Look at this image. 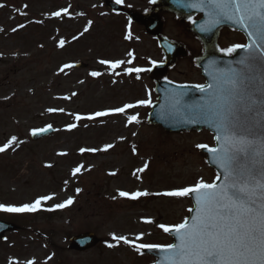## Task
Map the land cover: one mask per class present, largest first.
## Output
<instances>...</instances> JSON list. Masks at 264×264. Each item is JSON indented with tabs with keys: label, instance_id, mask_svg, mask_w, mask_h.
I'll use <instances>...</instances> for the list:
<instances>
[{
	"label": "rangeland",
	"instance_id": "obj_1",
	"mask_svg": "<svg viewBox=\"0 0 264 264\" xmlns=\"http://www.w3.org/2000/svg\"><path fill=\"white\" fill-rule=\"evenodd\" d=\"M0 4L4 5L0 7V147L17 138L0 153V205L20 207L52 197L42 200L33 213L0 212V219L21 227L0 241V264H153L155 259L136 246L171 244L172 238L159 225L183 223L193 203L188 196L163 193L200 181L212 184L216 173L197 146H214V137L205 130L168 134L147 125L157 98L154 84L148 71L137 79L136 73L129 75L125 69H150L163 55L141 28L106 14L100 2L0 0ZM164 18L166 35L184 39L182 24L173 15ZM225 40V46L241 41L234 36ZM100 60L125 63L113 71ZM77 63L87 69L73 68ZM64 65L72 67L61 72ZM179 70L188 74L177 72L169 79L200 82L186 67ZM93 71L102 75L93 77ZM128 104L135 107L91 120L76 119ZM129 116L137 120L129 122ZM49 125L57 135L31 141L33 130ZM70 125L75 127L69 130ZM108 145L112 147L105 150ZM77 167L80 172L73 175ZM121 191L149 195L133 200L121 197ZM69 198L71 205L55 208ZM85 232L96 233L101 244L85 253L68 251L69 239ZM113 235L126 237L129 243L114 240Z\"/></svg>",
	"mask_w": 264,
	"mask_h": 264
},
{
	"label": "snow or ice",
	"instance_id": "obj_2",
	"mask_svg": "<svg viewBox=\"0 0 264 264\" xmlns=\"http://www.w3.org/2000/svg\"><path fill=\"white\" fill-rule=\"evenodd\" d=\"M123 0H116L117 4ZM154 2V0H153ZM4 5L0 4V7ZM189 8H196L205 11L209 17L208 25H201L202 31H208L215 27L222 20H231L239 24L249 37H257L249 45H233L222 50L225 55L231 56L238 49H245L248 55L239 60L238 63L244 65L247 70L253 69L257 64L264 66V0H196L195 3L187 5ZM56 17L61 16L60 12L54 13ZM20 27H24L21 25ZM88 29L85 28V31ZM2 31V29H0ZM16 31V29H13ZM64 41H60V46ZM261 49L259 53L255 49ZM131 55V53L129 54ZM100 64H107L108 68L115 71L120 68L125 61L109 62L100 60ZM131 63V61H127ZM72 65H64V68ZM126 73L131 75L151 69L127 68ZM119 75V72H116ZM93 77H98L102 73L93 71L90 73ZM243 77L232 78L230 83L232 87L224 91V102L217 108L219 118V128L222 135L216 137L219 148H207L218 161V166L223 170L224 183L208 184L200 181L193 187H187L178 191L163 193L169 197L188 196L190 193L196 194V213L192 224L181 223L174 228L159 225L165 232H175L180 240L179 245H170L163 251H173L178 258L179 264H264V141L260 145L256 143V130L254 121L251 119L255 103L264 105V98L249 97L245 102L244 96L247 91H241L239 84L243 83ZM200 87L203 92L205 88ZM212 88L213 85H209ZM75 95V93H73ZM67 98V97H65ZM140 105H148L150 101H139ZM135 107L128 104L124 107L96 112L94 116L81 117L80 119H94L95 117L108 116L111 113H124L126 109ZM49 111H56L50 109ZM59 111H63L60 109ZM129 122L137 120L136 116H129ZM69 130L75 125L68 126ZM51 125L33 130L31 135L47 132ZM264 137V131L259 133ZM17 140L12 137L11 140L0 147V153ZM22 143V141H21ZM111 145L106 146L105 150ZM197 147L205 148V145ZM84 151H96L95 149H81ZM257 158L259 166H257ZM82 167V166H81ZM147 167V165H145ZM143 171V169H140ZM80 172V167L73 170V175ZM220 177H217L219 179ZM79 191V190H77ZM121 197L137 199L142 196H148V192H136L129 195L127 192H119ZM52 199L51 196L37 199L32 204H25L20 207H6L0 205V212L8 213H33L39 210L42 200ZM73 200L69 198L66 202L55 205L57 209H63L71 205ZM49 211L53 209H47ZM189 211H192L191 209ZM151 222V221H145ZM113 239L123 240L125 244L129 243L126 237H116ZM141 239V237H137ZM112 247L113 245H108ZM158 246L139 244V249H152ZM176 264V261L173 262Z\"/></svg>",
	"mask_w": 264,
	"mask_h": 264
},
{
	"label": "water",
	"instance_id": "obj_3",
	"mask_svg": "<svg viewBox=\"0 0 264 264\" xmlns=\"http://www.w3.org/2000/svg\"><path fill=\"white\" fill-rule=\"evenodd\" d=\"M179 1L168 2V7L170 10H174L175 13L180 17L181 22H186L184 14H201L203 20L196 24L197 27L201 28V25H208L209 17L206 15L205 11H200L196 8H181L178 6ZM114 11L118 12L116 9ZM134 22L141 23L145 26V31L152 35L158 40L160 48L166 55V60L163 65H154L153 69L150 71V78L155 81V93L159 96L157 102L152 106V111L148 116L147 124L149 126H159L163 128L166 132L170 134H184L188 132H201L202 130H207L215 137V147L219 148L220 143H218L216 137L222 135L219 128V118L217 116V108L219 105L223 104L225 96L224 91L232 87L230 80L232 78L243 77L244 82L239 84V89L247 91V96L243 97L246 102L249 97L252 99L264 98V66L257 64L250 71L244 68V65L238 63L239 60L246 57L249 53L245 49H238V53L233 57L223 58L214 57L209 58V64H207L203 73L206 77L207 85L204 86L205 91H201L200 87H195L191 85H177L172 84L166 80H160L161 77H166L169 69L173 67L180 56H184L183 48L175 42H170L163 35L164 21H160L159 17L154 20L146 21L139 19L138 16L133 14L131 17ZM230 27L235 30H239L245 34L248 39V45L252 41L256 40L257 37H249L244 29L237 23L231 20H222L214 28ZM257 53L262 51L261 49H255ZM86 68L83 64H77L76 68ZM209 85H213L209 88ZM254 111L252 113L251 119L254 121L256 130V143L260 145L264 141V137H261L259 133L264 131V105L260 103H255L252 105ZM54 134V130L49 128L47 132L39 133L33 136L32 140L34 142L40 141L42 139L48 138ZM208 147L200 148V152L204 154L206 163L217 173L216 178L217 185L223 184L225 181L223 179V170L218 166V161L215 156L208 152ZM257 166H259V159L257 158ZM194 203V208L190 211L189 218L185 221L190 226L192 224L193 218L197 215L196 213V194L190 193L188 195ZM184 222V223H185ZM174 228V227H171ZM18 227L11 223H5L0 221V239L4 240L5 235L9 232L17 231ZM169 236L173 237L172 245H179L180 240L177 234L173 232H167ZM100 240L96 235L92 233H84V235L75 236L70 241L69 251H78L84 253L85 251L94 249ZM167 247L160 246L152 248L142 249V254L153 256L156 258L155 264H179L178 258L175 256L173 251H163L161 249H167Z\"/></svg>",
	"mask_w": 264,
	"mask_h": 264
},
{
	"label": "flooded vegetation",
	"instance_id": "obj_4",
	"mask_svg": "<svg viewBox=\"0 0 264 264\" xmlns=\"http://www.w3.org/2000/svg\"><path fill=\"white\" fill-rule=\"evenodd\" d=\"M97 2H100L102 9L106 14L108 15H115L111 10L107 7V0H94ZM113 2H116V0H110ZM160 0H123L122 3H120L125 10H132L136 12H140L143 14H147L150 11L153 14L156 13H163L165 16H172L169 12L170 8L164 6L161 1L160 3H157ZM181 8H188L187 5L195 3L196 0H178ZM119 18H125L127 19V16L125 14L118 15ZM173 17L176 20V17L173 15ZM184 18H186L187 23H185L183 26V31L185 33L181 35H185L184 39H180L178 37H173L172 39L182 42L185 44L187 48V55L179 60L177 65L170 71L169 78L174 75V73H179L180 75H187L188 73L182 70H179L181 67H186L188 71L191 73H194L193 75H198L200 77V82H191L186 81L182 83H192V84H204V79L202 77V67L209 64V58H214L217 56H223L228 57V55H225L222 50L227 49L233 45H245L246 40L245 36L239 32L234 31L232 29L223 28H210L208 31H202L201 28H197L195 26V22L200 20V16L196 14H187L184 15ZM227 36H234L237 40L241 39V41L238 40L236 43L229 44L227 46L224 45L225 39ZM217 39V40H216ZM218 41V42H217ZM162 62V61H160Z\"/></svg>",
	"mask_w": 264,
	"mask_h": 264
}]
</instances>
